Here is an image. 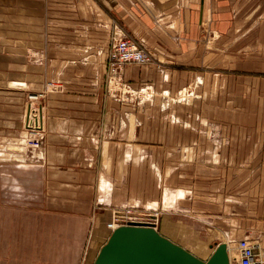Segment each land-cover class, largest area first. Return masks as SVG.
Masks as SVG:
<instances>
[{
  "label": "crops",
  "instance_id": "obj_1",
  "mask_svg": "<svg viewBox=\"0 0 264 264\" xmlns=\"http://www.w3.org/2000/svg\"><path fill=\"white\" fill-rule=\"evenodd\" d=\"M41 1L35 4L33 0H24L30 23L19 26L20 30L28 27L33 37L21 42L25 50L11 58L30 62L27 66L30 78L21 74L25 79L21 82L22 92L37 91L45 82L56 83L57 89L49 94L46 105L41 163L25 171L15 164H0L1 190L15 192L14 200L22 204L14 205V200L0 202V264H75L92 217L100 235L113 211L141 203L149 213L166 207L181 212L177 209L187 205L184 209L198 214L202 221L205 219L212 227L211 233L208 232L213 236L211 242L180 234L194 249L174 243L206 260L216 244L238 239L241 228H246L247 204L239 191L247 176L257 179L249 186L255 192L253 219L249 223L252 232L244 237L257 240L264 247L261 114L257 115V136L223 139L194 132L182 136L180 132L187 128L197 130L203 122L206 126L208 122L214 123V106L223 125L230 113L229 90L221 89L214 97L211 85H204L197 92L205 91L206 97L196 99L194 105L188 107L173 101L174 121L169 119L167 109L153 108L148 99L137 105L122 103L107 98L104 90L106 54L111 40L120 34L140 42L162 65L160 71L153 66H126L123 79L133 88L146 83L154 86L161 97L173 96L181 85L199 76L198 68L202 66L207 78L217 73L224 79L228 71L224 67L214 70V55L205 52L204 57L199 44L203 24L208 20L223 40L227 35L242 33L239 42H244L239 47L245 49L244 56L250 59L246 63L259 68L264 64V0H73V6L78 5L77 10L72 9L75 11L68 6L71 0L66 6L52 4V0H46L45 4ZM17 30L15 23L14 31ZM249 47L252 50H246ZM7 60L6 56H0V75L5 74ZM13 62L9 65L19 66ZM9 84L0 79V88L7 89ZM1 91V111L13 113V118L18 119L23 93H13L18 96L14 101ZM240 105L246 107L243 103L238 105V117L243 114ZM251 107L255 111V105ZM262 109L258 102L257 112ZM17 124L16 129L0 131V144L6 142L10 136L7 134L19 132L21 124L19 121ZM149 129H157V134L150 135ZM169 129L179 130V134L168 135ZM199 143H210L213 147L201 158H205L207 166L198 173L193 168L184 172L179 154L185 152L189 160H197L199 154L193 146ZM184 144L189 147L178 146ZM214 144L225 146L218 151ZM169 159L174 160V166L168 176ZM182 176L190 177L188 190L186 186L182 188ZM197 176L204 177L206 182L198 184ZM165 197L169 200L166 206ZM202 197L206 202L204 210L199 203ZM95 205L107 207L106 213L93 214ZM225 216L227 222H233V228L221 224ZM216 221H219L217 228ZM219 235L221 239L217 240ZM100 236L96 253L108 239V231L105 229L103 237Z\"/></svg>",
  "mask_w": 264,
  "mask_h": 264
},
{
  "label": "rangeland",
  "instance_id": "obj_2",
  "mask_svg": "<svg viewBox=\"0 0 264 264\" xmlns=\"http://www.w3.org/2000/svg\"><path fill=\"white\" fill-rule=\"evenodd\" d=\"M22 1V2H21ZM34 3H41V0H33ZM52 4L56 3L58 5L65 4L69 0H52ZM71 0V3L65 4L70 6V11L77 10L78 5L73 6ZM24 0H20V3L18 0H0V56H6L7 57V65L4 67V73L3 75H0V79L5 80L9 84V87L7 89L0 88L1 90L7 92V94L12 96L14 98H18L16 92H19L22 97L21 102V113L18 117V119H14L15 117L13 113H7L4 114V111H1L0 109V131H6L16 129L18 121L20 122V128L18 133L7 134L10 135L7 138H10L8 140L5 139V143L0 144V164H15L19 169L26 170L37 167L41 162V157L43 153V146L42 141L46 136V130L44 126L40 129L38 128L37 131H30L31 126L27 125V117L29 116V112L32 114L42 117L44 120L45 117V110L47 101L50 97V93L55 92L57 89L56 83H44L43 87L37 91H25L22 92L21 89V82H24L23 77L27 79L30 78V71L27 69V66L30 65V62H27L26 60H20V59H13L11 57L19 56L20 50H25L24 47L21 45V42H24L26 40H29L31 37L29 35V30L27 27V30L22 29L20 30L19 25L26 26L30 23L29 18L26 16L28 7L24 5ZM44 4L46 0H43ZM52 4L50 8L52 9ZM37 6H34V9L37 10ZM75 9V10H72ZM61 10V9H60ZM16 14V15H15ZM18 16V18L16 17ZM20 16V17H19ZM15 18H17L18 22H15ZM39 22V18H38ZM18 24V30L14 31V24ZM242 33H237L233 37V35H227L224 40L223 37L218 33L215 29L211 26V20L205 21L203 24L202 33L200 34V47L203 53V56L205 57V52L212 53L214 55V64L212 65L214 67V70H220L222 67H224V70L228 71V74L224 75V79L221 78V75H217V73H213V76L210 75L211 78L206 77L205 72V66L199 67L198 72L199 76L195 79H192V81H187L185 84L179 85V91L176 93V95L173 96H162L157 93V89L151 84L143 83L139 87L133 88L131 85H129L128 82L124 81L123 79V72L120 76L118 83L111 82L109 78V74L107 71V65H106V73H105V79H104V90L107 98L112 100H117L122 103L124 102H131V104L137 105L138 103H141V100L148 99L151 101V105L153 108L163 106L165 109H167V114H169V119L175 118V111H174V103L176 104V101L184 103L183 105H194L196 99L197 100H203L206 97L205 91H201L200 93L197 92L198 89H202L204 85L210 86L211 85V91L212 95L214 94V97L217 92H219L221 89L229 90V98H230V113L228 116V120L223 121V125H221V121H218V117L220 115L218 112H216V106H214V113H213V122L209 123L208 126H206V123L203 122L202 125L199 124V127L197 130L194 128L190 129L187 128L186 131H181L180 133L182 136H189L194 132V134L206 136L211 138L213 137H221V138H228L232 136H242V135H250V136H257V115H262V118L264 119V64L259 65V68L257 65H250L249 63H246L247 61H250L248 57L244 56L245 49H242L239 47L244 41L239 42L240 36ZM244 34V33H243ZM23 40V41H21ZM113 40V39H112ZM111 40V42H112ZM4 47V49H2ZM17 50L19 52L14 51ZM109 50V49H108ZM246 50H252V47L246 48ZM24 52V51H22ZM108 52V51H107ZM24 55V54H23ZM224 55V63L222 61ZM107 58V54H106ZM10 61L13 62V65L17 63L19 65L18 67L10 66ZM264 63V62H262ZM128 66V65H127ZM154 67L157 70L162 69L161 63H149L145 64L141 67ZM219 68H216V67ZM126 67V66H125ZM2 70V71H3ZM23 74V77L21 76ZM202 74V75H201ZM0 90V92H2ZM14 90L15 92L11 91ZM3 92V93H5ZM9 98V96H8ZM238 98L242 99L241 102L238 101ZM171 99V100H169ZM15 101V99H14ZM174 101V103H173ZM244 101V102H243ZM261 103L263 109L261 112H257V103ZM246 104V107H242L243 114L242 116L238 117V113L236 112L238 109L239 104ZM165 104V105H164ZM7 105H10L7 103ZM197 105H202L198 103ZM251 105H255V111L251 107ZM10 109V108H9ZM156 114H153V116H157ZM16 120V121H14ZM238 121L240 122V125H238ZM218 123V124H217ZM40 122L34 124L40 126ZM220 124V125H219ZM44 125V121H43ZM215 125V126H214ZM238 125V126H237ZM32 130V129H31ZM152 131L150 135L157 134V129H149ZM192 130V131H191ZM169 132H167L168 135H175L179 134V130L174 131L173 129H169ZM34 133V134H33ZM33 134V135H32ZM41 135V137H40ZM42 138V139H41ZM170 146V145H167ZM172 147L174 145H171ZM181 146L180 148L184 149V147H189L188 144L184 145H178ZM225 146L214 144L215 148ZM193 147L197 148V155L199 154L198 159L192 158V160H189V156L183 152V154H179L181 159L179 158V161L181 160L182 170L184 172H189L190 168H193L197 173L202 168L206 167L205 158L204 160L201 159L203 155H205L207 152L210 153L212 145L210 143H199L194 145ZM207 148V149H206ZM213 148V147H212ZM181 149V150H182ZM215 151V149H213ZM184 151V150H182ZM205 157V156H204ZM134 161V160H133ZM135 163H140V160H135ZM173 159H169L166 161V168L167 175L169 176L170 168L173 167ZM1 166V165H0ZM163 171V168H162ZM13 178V177H12ZM195 178V177H192ZM223 178V177H222ZM245 181L244 187H241L242 190L239 192L243 195V201L246 202V218H247V225L244 230V227H242L240 233L237 234L238 239H230L229 245L231 246V250L233 253V256L236 255L235 251V242L241 239H244L245 235H249L252 230L250 228L249 223L251 224V220L253 219V203H254V195L255 192L250 191L252 188H250L251 183H255V180L257 177L247 176L244 177ZM182 183V188L186 186L185 189H189L191 187V184L189 183L190 177L182 176L180 178ZM196 181L205 183L206 179L200 178V176H197ZM248 183V184H247ZM2 185V183L0 182ZM243 184V185H244ZM247 185V186H246ZM204 186V185H203ZM3 187L0 188V202L6 200L7 202H11L15 199V192L9 191V190H1ZM250 189V190H249ZM4 192L6 194L4 195ZM223 196L228 195L225 193H222ZM9 198V199H6ZM22 199V198H21ZM203 200H199V203L202 204L203 210L205 209V200L204 197H202ZM27 204L29 203V195L27 192L26 197ZM20 202H23L20 201ZM14 205H22L19 203V200H14L12 203ZM143 203L137 206H132L131 208L123 209L128 210L130 209L131 214L135 217L142 215H153L155 218L157 217V222L155 228L157 231L162 233L164 237H168L169 240L179 243L183 245L186 249L193 250L194 245L190 243H186L181 239L180 234H190V236L198 237V241L205 242L213 240V236L209 235L208 232L212 229L211 226H209L206 223V220L202 221L198 214L193 215L191 212L187 209H184L187 205L180 206V209L182 210L176 211L173 210L172 207L166 208L165 210H158L155 213H149L147 210H145V207H142ZM107 207H102L99 205H95L93 207V214H101L103 215L106 213ZM120 210V209H119ZM117 210V211H119ZM120 210V211H123ZM116 211V210H115ZM230 211V209H229ZM227 209V213L229 212ZM157 215V216H156ZM93 216V215H92ZM205 216V215H204ZM96 217V216H95ZM102 217V216H101ZM94 217H92V221L89 222V225H87L85 229V233L83 236V239L81 241V249L80 253L77 257V260L75 264H93V261L95 259V253L97 252L98 244V236L99 238L103 237V233H105V229L101 230L100 235L97 232L96 224H94ZM105 220V218H103ZM111 219V218H110ZM156 221V219H155ZM226 216L224 217L223 221H220L225 228L231 227L233 228V222H225ZM108 222V221H107ZM106 222V223H107ZM106 225V224H105ZM216 228L219 226V221H216L215 225ZM38 227L40 229V225L38 224ZM100 229V228H99ZM236 230V229H235ZM190 231V233H189ZM235 232V231H234ZM211 233V231H210ZM217 237V236H216ZM244 237V238H242ZM205 239V240H204ZM221 239L220 235L219 238L217 237V240ZM197 240V239H196ZM58 244V239L56 240ZM61 241V240H60ZM257 241V240H255ZM62 242V241H61ZM211 242V241H210ZM60 243V242H59ZM259 243V242H258ZM262 246V245H261ZM263 247V246H262ZM264 248V247H263ZM97 255V253H96ZM95 256V257H94ZM235 257V256H234Z\"/></svg>",
  "mask_w": 264,
  "mask_h": 264
},
{
  "label": "water",
  "instance_id": "obj_3",
  "mask_svg": "<svg viewBox=\"0 0 264 264\" xmlns=\"http://www.w3.org/2000/svg\"><path fill=\"white\" fill-rule=\"evenodd\" d=\"M122 214V213H118ZM153 220V216H146ZM93 264H230L227 244L215 245L201 260L161 235L153 225H120L98 251Z\"/></svg>",
  "mask_w": 264,
  "mask_h": 264
},
{
  "label": "built area",
  "instance_id": "obj_4",
  "mask_svg": "<svg viewBox=\"0 0 264 264\" xmlns=\"http://www.w3.org/2000/svg\"><path fill=\"white\" fill-rule=\"evenodd\" d=\"M149 63L160 64L161 62L156 60L152 53L135 39L126 34L115 35L106 58L107 71L110 80L112 79V83L121 81L119 78L125 66L130 64L143 66ZM155 219L156 221L153 224L152 220L147 217H143L142 215L133 216L130 209L123 211L116 210L112 212L111 219L106 223L105 227L109 237L120 225H127L129 223L153 225L155 227L157 217ZM235 251L236 255L233 257L232 264H264V248L257 241L248 238L240 239L235 242Z\"/></svg>",
  "mask_w": 264,
  "mask_h": 264
},
{
  "label": "bare ground",
  "instance_id": "obj_5",
  "mask_svg": "<svg viewBox=\"0 0 264 264\" xmlns=\"http://www.w3.org/2000/svg\"><path fill=\"white\" fill-rule=\"evenodd\" d=\"M37 115V114H36ZM36 115H34V114H32L31 112H29V116L27 117V125H30L31 126V129H30V131H37V129L38 128H42L44 125H43V118L40 116V117H38V116H36ZM38 122H40L41 124H40V126H38V125H34V124H36V123H38ZM34 134V133H33ZM32 134V135H33ZM172 195V194H171ZM166 199H165V202H164V206H166L167 205V201H169L168 200V198L167 197H165ZM172 204V203H171ZM170 205V204H169ZM131 208V207H130ZM156 208V207H155ZM166 208H168V207H166ZM153 209V208H152ZM148 210V209H147ZM156 211V210H155ZM140 215H142V214H140ZM143 217H146V216H153V215H142ZM154 221H155V216H153V220H152V223L154 224ZM107 241V240H106ZM226 244H227V252H228V257H229V262H230V264H232L233 263V253H232V250H231V246L229 245V243H227V242H225ZM102 247V246H101Z\"/></svg>",
  "mask_w": 264,
  "mask_h": 264
}]
</instances>
